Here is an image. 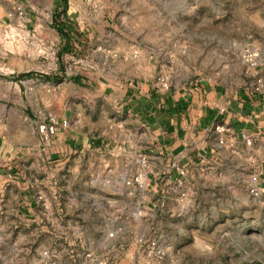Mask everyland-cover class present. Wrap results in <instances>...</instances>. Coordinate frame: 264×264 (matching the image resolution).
Masks as SVG:
<instances>
[{
    "label": "crops",
    "instance_id": "0c3cea01",
    "mask_svg": "<svg viewBox=\"0 0 264 264\" xmlns=\"http://www.w3.org/2000/svg\"><path fill=\"white\" fill-rule=\"evenodd\" d=\"M21 21L30 27L33 54L22 51L10 62L0 54V264H86L88 251L106 264H173L174 248L162 232L179 229L168 219L184 209L178 202L185 182L200 177L179 169L205 158L235 163L264 186V88L252 91L238 59L240 65L228 49L219 52L214 36H188L194 46L183 60L172 57L170 88L159 93L155 52L167 49L158 46L160 36L129 52L87 34L78 59L57 62L50 18L28 12ZM48 115L67 126L43 141L37 127ZM141 158L145 191L125 185ZM223 193L231 197L230 189ZM9 230L22 254L9 253ZM138 238L154 240L163 255L146 261Z\"/></svg>",
    "mask_w": 264,
    "mask_h": 264
},
{
    "label": "rangeland",
    "instance_id": "374dc122",
    "mask_svg": "<svg viewBox=\"0 0 264 264\" xmlns=\"http://www.w3.org/2000/svg\"><path fill=\"white\" fill-rule=\"evenodd\" d=\"M56 1L0 0V36L13 34L9 36L13 42L11 50L0 43L2 62L14 60L22 51L28 57L33 54L31 32L26 30L30 27L24 26L21 17L29 12L50 18ZM68 12L91 41L98 43L100 34L129 52L133 47L142 48L145 38L152 40L160 36L162 42L158 46L162 43L167 49L163 53L155 52L157 63L171 64L176 55L183 60L189 55L188 47L194 46L188 36L196 32L214 36L218 51L228 49L233 63H238L237 55L242 47L255 46L260 53V66L264 68V0H68ZM44 45L39 50L47 59L48 45ZM218 51L216 59L221 55ZM92 54H98L97 50ZM64 60L70 63L65 56ZM2 73L5 71L0 68ZM146 165V161L144 166L140 164L136 174H142ZM182 172L200 177L185 182L186 193L178 202L184 209L168 219L179 229L166 228L162 232L174 248L173 264H264V206L251 196L255 186L251 170L205 158L198 166L185 167ZM108 185L102 183L105 189ZM116 186L119 192L121 186ZM147 189L148 185L140 190ZM227 189L231 190L230 198L223 193ZM14 233L12 230L10 235L9 230V253L22 254V247L10 241ZM104 248L100 247L99 251L103 252ZM9 264L19 263L9 261Z\"/></svg>",
    "mask_w": 264,
    "mask_h": 264
},
{
    "label": "built area",
    "instance_id": "2783aa9c",
    "mask_svg": "<svg viewBox=\"0 0 264 264\" xmlns=\"http://www.w3.org/2000/svg\"><path fill=\"white\" fill-rule=\"evenodd\" d=\"M19 10V8H17ZM20 15V13H19ZM133 56L137 55V52H132ZM237 59L243 68V74L251 81L252 91L259 93L264 88V73L259 71L260 67V53L259 50L253 46H244L240 49L237 55ZM172 66L169 62H159L157 64L156 73L154 77V88L159 93L167 92L170 88L172 78ZM67 122L65 120H57L56 118L48 115L42 123L37 127L38 133L43 141H48L50 136L55 133L57 127L65 128ZM219 131H223L220 129ZM140 164L144 166L145 160L140 159ZM180 175H183L181 169L178 170ZM125 185L135 186L138 189H145L148 185L146 179L141 174H136L131 180L125 182ZM251 196L253 199L259 200L264 206V186H254L251 190ZM40 199V198H39ZM114 232L107 234L108 238H111ZM137 245L139 248H147L145 254L146 261L152 256L161 257L163 251L157 248L154 240L146 242L143 238L137 239ZM86 264H106V259L103 256H96L91 251L85 252L82 255Z\"/></svg>",
    "mask_w": 264,
    "mask_h": 264
},
{
    "label": "trees",
    "instance_id": "16d2710c",
    "mask_svg": "<svg viewBox=\"0 0 264 264\" xmlns=\"http://www.w3.org/2000/svg\"><path fill=\"white\" fill-rule=\"evenodd\" d=\"M68 0H57L50 16V27L56 31L59 43L56 48L55 57L57 62L64 55L73 58L80 57L88 43L86 32L79 31L74 19L67 14ZM33 73L18 74L15 79L31 77Z\"/></svg>",
    "mask_w": 264,
    "mask_h": 264
},
{
    "label": "bare ground",
    "instance_id": "6f19581e",
    "mask_svg": "<svg viewBox=\"0 0 264 264\" xmlns=\"http://www.w3.org/2000/svg\"><path fill=\"white\" fill-rule=\"evenodd\" d=\"M11 32H9V34H10ZM12 34V33H11ZM10 34V35H11ZM5 35V34H4ZM4 35H2V36H0V43L1 44H3L4 45V47H5V49H8V50H11V48H12V44H13V42H12V39L9 37L10 35H8V36H4ZM13 35V34H12ZM11 35V36H12Z\"/></svg>",
    "mask_w": 264,
    "mask_h": 264
}]
</instances>
